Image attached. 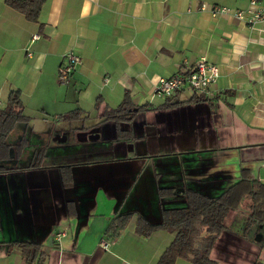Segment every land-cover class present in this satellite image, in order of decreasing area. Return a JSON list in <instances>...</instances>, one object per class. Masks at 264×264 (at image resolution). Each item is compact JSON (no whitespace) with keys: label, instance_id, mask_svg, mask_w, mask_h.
Segmentation results:
<instances>
[{"label":"crops","instance_id":"1","mask_svg":"<svg viewBox=\"0 0 264 264\" xmlns=\"http://www.w3.org/2000/svg\"><path fill=\"white\" fill-rule=\"evenodd\" d=\"M248 4L43 0L29 21L0 0V96L18 90L31 104L28 85L46 79L58 87L64 54L80 59L61 97L47 93L34 107L21 101L24 113L32 108L45 114L36 119L48 129L37 135L42 143L27 164L0 173V264H157L176 232L142 236L139 219L158 226L162 211L186 208L188 192L216 198L242 170L264 185V22L250 27L209 13L214 5L245 10ZM200 58L220 71L208 92L153 96L160 78L184 72ZM126 94L129 111L107 118ZM72 111L79 112L73 120L60 118ZM32 134L22 137L30 142ZM43 147L41 165L28 168ZM61 167L71 168L69 187L62 184ZM248 205L226 221L237 213L246 221ZM124 215L123 229L107 234ZM205 233L201 229L196 239ZM23 252L34 254V261ZM209 258L264 264V220L240 232L226 224ZM174 264L194 263L179 258Z\"/></svg>","mask_w":264,"mask_h":264},{"label":"trees","instance_id":"2","mask_svg":"<svg viewBox=\"0 0 264 264\" xmlns=\"http://www.w3.org/2000/svg\"><path fill=\"white\" fill-rule=\"evenodd\" d=\"M6 3L14 10L22 13L27 20L35 21L43 0H6ZM131 106L128 94H126L118 108L108 112L107 118H118L115 115L129 111ZM78 115L79 112L72 111L61 115L60 118L71 121ZM29 118L24 113L20 92L18 90L10 91L7 106L3 109L0 108V173L7 171L2 162L10 157L11 146L6 142L7 137L12 133L17 123H26ZM26 144L25 138L22 139L15 146L16 151H20ZM45 154V147L37 151L34 162L28 168L34 169L40 166ZM60 173L63 186H71L73 179L71 168L61 167ZM186 196V208L162 211L160 225L153 226L142 219H139L136 224V231L145 237L157 229L176 232L174 240L161 255L157 264H174L179 258L190 260L194 264H215L210 260L209 255L217 235L226 228L225 223L228 214L238 209L244 199L249 200L246 227L264 220V185L252 179L246 170H242L239 180L216 198H209L196 192H188ZM116 220L118 225L107 230V234L114 233L116 236L125 226L127 216H119ZM124 220L126 221L124 222ZM201 229L206 233L204 237L199 239L200 248L195 249L194 242L196 237L200 235ZM24 246L23 249H25ZM23 255L31 263L35 259L34 254L23 252Z\"/></svg>","mask_w":264,"mask_h":264},{"label":"built area","instance_id":"3","mask_svg":"<svg viewBox=\"0 0 264 264\" xmlns=\"http://www.w3.org/2000/svg\"><path fill=\"white\" fill-rule=\"evenodd\" d=\"M206 9L205 4L200 6L201 11ZM209 13L213 18L227 15L247 26L253 27L258 23L264 22V0H249L248 7L245 10H234L214 5L209 9ZM38 39V35L33 36V40ZM79 63L80 59L72 52L64 54L57 71L59 83L68 84L75 66ZM219 77V68L215 64L208 62L206 58H200L188 70L168 78H160L154 86L153 96L160 99L170 98L174 94L183 91L186 87L193 89L197 93H206ZM63 236V232L56 233L55 241L59 242ZM101 247L106 249L108 244L102 241Z\"/></svg>","mask_w":264,"mask_h":264},{"label":"rangeland","instance_id":"4","mask_svg":"<svg viewBox=\"0 0 264 264\" xmlns=\"http://www.w3.org/2000/svg\"><path fill=\"white\" fill-rule=\"evenodd\" d=\"M57 86L58 87H54L52 88L46 79H41L40 82L37 83V85L35 84V86L33 85V83H31V86H27V92L32 93V98H31V104L27 103V99L25 96V92L22 96L21 101H23V105L25 107H34L32 104L33 101L35 102H39L40 99H45L47 93L49 94H58V97H61V95L63 94L64 91L70 89L71 87H68L65 85L67 84H61L58 81V76H57ZM27 81L24 82L23 84L20 83V87H18V89L23 90L25 85H26ZM52 83V82H51ZM183 93H178V96L182 95L184 97H188L191 93L195 92L193 89L186 87ZM175 95V94H174ZM0 102H1V109L5 108L7 106V99L6 96H0ZM32 108H30V110H27L28 112H25V114L27 116H31V118H29L28 122H22V123H17L16 124V128L13 131V133L7 137V144L9 146H11L10 148V157L8 160L2 162L4 167H9V165H11L10 167H12V165H25L27 164L31 157H32V150L34 149V145H38L39 143H42L41 140L39 138H37V135L41 134L42 131H46L48 129V125H43L42 122L39 120H37L36 118L38 117V114L41 115H45L44 113H39L37 111H31ZM42 119V118H41ZM43 119L48 120L49 117H45ZM36 120V124L33 123V121ZM45 121V120H43ZM64 124H68V123H64ZM40 125V126H39ZM25 129H29V130H25ZM25 132H27L29 135L32 134V132L34 134H32L30 142H29V138L28 137H24L25 140L27 141V144L20 150V151H16L15 146L22 140L24 139L22 136L25 134ZM29 144V145H28ZM24 151V153H23ZM22 158L18 160V156H20L21 154ZM249 203L248 199H244L242 206H246ZM243 210H246V207L243 208ZM230 218V216H229ZM229 218L226 221L225 224H227L228 227H230L233 230H237L238 232L241 231V228L247 230L249 227H246V221L245 218L241 217L238 213L236 215L232 216V220L229 222ZM254 226V225H252ZM250 226V227H252ZM194 248L195 249H199L200 248V241L199 239H196L194 242Z\"/></svg>","mask_w":264,"mask_h":264}]
</instances>
